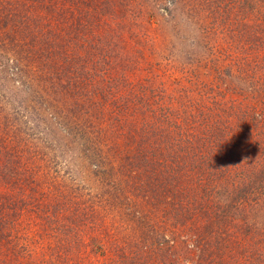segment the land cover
<instances>
[{
    "label": "rangeland",
    "instance_id": "1",
    "mask_svg": "<svg viewBox=\"0 0 264 264\" xmlns=\"http://www.w3.org/2000/svg\"><path fill=\"white\" fill-rule=\"evenodd\" d=\"M0 264H264V0H0Z\"/></svg>",
    "mask_w": 264,
    "mask_h": 264
},
{
    "label": "trees",
    "instance_id": "2",
    "mask_svg": "<svg viewBox=\"0 0 264 264\" xmlns=\"http://www.w3.org/2000/svg\"><path fill=\"white\" fill-rule=\"evenodd\" d=\"M173 163V162H172ZM174 164V163H173ZM161 169L163 170H166V171H168V172H170V173H175L176 171H174V166L173 167H170V163H167V164H163L162 166H161ZM161 169H159V170H161ZM160 179V178H159ZM205 228V227H204ZM200 237H202V236H200ZM201 239V238H200Z\"/></svg>",
    "mask_w": 264,
    "mask_h": 264
}]
</instances>
